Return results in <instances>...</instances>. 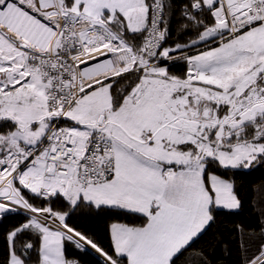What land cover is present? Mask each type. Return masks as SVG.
<instances>
[{"label": "snow or ice", "instance_id": "1", "mask_svg": "<svg viewBox=\"0 0 264 264\" xmlns=\"http://www.w3.org/2000/svg\"><path fill=\"white\" fill-rule=\"evenodd\" d=\"M257 166L264 0H0V264H264Z\"/></svg>", "mask_w": 264, "mask_h": 264}, {"label": "trees", "instance_id": "2", "mask_svg": "<svg viewBox=\"0 0 264 264\" xmlns=\"http://www.w3.org/2000/svg\"><path fill=\"white\" fill-rule=\"evenodd\" d=\"M240 183L242 185V193L247 201L244 210L238 216L225 217L221 216L218 230L213 229V232L218 236L222 235L223 238H229L228 229L232 227L235 223H245V224H255L257 222V217L253 205L258 199V193L256 189L264 185V166H257L253 168L249 174L242 176L240 178ZM116 217L110 215H99V216H87L77 214L73 216L72 222L82 231L87 232L90 235L95 236L100 240L105 246L108 244V234L107 227L109 222ZM19 219V218H16ZM120 219H123L121 217ZM15 222V220L6 221L3 226H0V230L6 228L8 223ZM69 256L75 257L81 261V264H97L99 257L94 252L89 253H77L72 247H69ZM224 256L222 250H216V257L220 258ZM238 254L233 245V252L230 258H227V264H238Z\"/></svg>", "mask_w": 264, "mask_h": 264}, {"label": "water", "instance_id": "3", "mask_svg": "<svg viewBox=\"0 0 264 264\" xmlns=\"http://www.w3.org/2000/svg\"><path fill=\"white\" fill-rule=\"evenodd\" d=\"M97 255V254H96Z\"/></svg>", "mask_w": 264, "mask_h": 264}]
</instances>
